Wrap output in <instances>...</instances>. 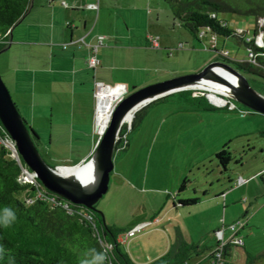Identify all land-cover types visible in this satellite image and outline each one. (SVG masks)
<instances>
[{"label":"rangeland","instance_id":"obj_1","mask_svg":"<svg viewBox=\"0 0 264 264\" xmlns=\"http://www.w3.org/2000/svg\"><path fill=\"white\" fill-rule=\"evenodd\" d=\"M159 2L163 13L160 25L163 26L164 31L154 32V38H158L159 43L161 38L162 41L170 39L173 41V45L168 49L154 47V60L153 63L151 62L154 71H149V73L151 72L149 75L143 72L137 85L128 86L129 93L174 77L201 71L211 62L217 61L214 59L217 56L215 47L219 52L222 50L228 52L231 61L248 60V50L239 39L214 36L209 32H202L198 37H194L179 21L174 20L170 5L164 0H159ZM219 18L225 21L231 29L244 33L246 37H253L257 24L253 16L223 12L219 13ZM258 43L259 45L264 44V33L259 34ZM20 49L22 50V48ZM149 49L153 48L149 47ZM14 50L15 47L0 55V67L4 58L12 55ZM158 52H161L159 57L157 56ZM22 56L26 58L25 54ZM18 57L17 54L13 67V70L16 71L20 66ZM25 65L26 62L22 64V67ZM242 73L249 79L251 85L264 95V78ZM113 83L111 86L118 85ZM24 89L20 87L18 91L20 99L13 88L11 90L12 97L24 113L25 118H23L28 127L33 128L38 134L39 139L35 138V142L45 161L50 166L56 167L79 164L84 158L89 157L93 149L91 147L92 138L94 136L100 138L97 131L93 130L90 134L83 133L72 126L69 115L61 119L55 114L52 116L49 107L42 108L38 84L29 85ZM174 102L181 107L185 106L177 98L170 97L160 100L143 112L139 128L137 127L135 131H132V127L128 128V141L131 145L124 150L115 152L114 170L111 173L109 190L96 204L97 209L103 212L107 225L121 233L127 252L137 264H143L159 257L167 245L168 238L166 234L162 235L154 229L169 222L180 224L185 233L187 232L185 239L188 246L196 245L199 250L206 253L217 244V240L213 236V228L215 225L222 224L223 208L219 203L226 201V198H221V195L227 188V179L221 177L218 161L214 155L226 143L234 155V161L230 164L232 179L236 180L243 176L247 180L258 181L259 177L263 175L261 171L264 169V139L258 135L259 129L255 132L241 133L243 127H246V130L249 128L239 122V119H237L238 123H232L212 120L209 117V115L239 116L243 120L244 115L239 108L246 106L234 101L239 108L230 110L228 106L218 107L210 102L216 109L208 111L206 114L207 119L203 125L208 139L203 143V141L194 142L193 134L189 133L183 134L179 138L173 133L164 134L167 128L172 125L180 127L183 124L192 128L194 126L192 119L179 122L175 116L163 115L156 116L154 122L151 121L150 114L153 107L157 108ZM171 111L169 110L168 113ZM184 111L194 110L186 109ZM147 114L148 125L143 130ZM250 116L264 120V115L257 112L248 115V117ZM237 125H239L240 131L234 134L232 140L219 144L213 143L211 138L219 136L226 129ZM127 126H131V124H127ZM263 127L264 122L261 128ZM168 134L169 136L174 135V138L165 139L164 137H167ZM158 135L160 137L155 141ZM71 136L75 138L73 142L69 141ZM59 138L63 140L59 141ZM153 138L154 145L151 142ZM238 161L241 163H237ZM185 178H189L191 182L188 188L178 196L179 187ZM172 190H176L174 192L176 197L184 199L198 197L202 199V202L195 206L178 208L174 206L173 198H171L174 194ZM238 191L239 189L236 187L229 194L233 192L238 194ZM217 198H221V202L215 201ZM251 204H255L252 197L244 201L241 196L233 209L235 213L244 217L242 220L249 219V228L245 230L248 235L245 248L249 253L256 255L257 251L264 248V196L260 198L256 208L252 206L249 208ZM248 208L250 214L246 217L244 215ZM155 218L159 219V223H153ZM137 223H148V225L135 237L128 238L126 233ZM175 231L172 232L173 242L169 246L170 249L177 242ZM247 251L244 250V247H235L229 262L242 264L243 261L245 264ZM190 252H194V250ZM263 260H257L255 264H260Z\"/></svg>","mask_w":264,"mask_h":264},{"label":"crops","instance_id":"obj_2","mask_svg":"<svg viewBox=\"0 0 264 264\" xmlns=\"http://www.w3.org/2000/svg\"><path fill=\"white\" fill-rule=\"evenodd\" d=\"M160 7L159 0H32L28 12L21 19V22L11 30L10 47L7 50L11 51L13 47H15V50L12 55L6 56L1 62L2 77L10 92L14 88L18 98H20L18 95L20 87L24 89L29 85L35 86L38 84L42 108L49 107L52 116L55 114L61 119L69 115L70 122L76 130L83 133L87 132V134H90L93 130L97 131V103L94 95L96 83L100 82L106 86H111L115 82L128 88V86L139 83L143 72L149 75L154 71V66L151 65L154 60V47H152L150 37L154 36V32L164 31L163 26L160 25L163 16ZM81 38H84L85 42L90 45L102 42L97 54L101 63L97 68L90 67L88 63L91 56L90 47H80L79 43H73L67 49L62 48L63 44L77 42ZM172 45V40L162 41V38L160 39V48L168 49ZM149 47L153 49H149ZM21 51L26 55V58L22 56ZM160 53H157L158 57ZM17 54L20 66L16 71L13 70V67ZM24 62H26V65L22 67ZM149 71L151 72L149 73ZM11 94L13 93L11 92ZM15 102L17 101L15 100ZM17 107L24 117L20 107L18 105ZM169 110L172 111L168 113ZM184 110L183 106L181 107L175 102L157 108L153 107L150 114L151 121L154 122V117L163 115L175 116V119H178L179 122L192 119L194 122L192 128H188L183 124L180 127L172 125L167 128L164 134L173 133L179 138L183 134L189 133L193 134L194 142H206L208 136L203 124L206 122L207 112H188ZM242 114L244 115L243 120L239 116L209 115V117L212 120L232 123H238L237 119H239V122L249 128L246 130V127H243L241 133L246 131L255 132V130L262 127L263 118L248 117L250 113ZM146 117L143 130L148 125V114ZM238 126H231L219 136L211 138L213 143L219 144L232 140L234 134L240 131ZM169 134L164 138L173 139L174 135L169 136ZM159 137V135L156 136L155 141ZM74 139L71 136L69 141L73 142ZM58 140L62 141L63 139L59 138ZM98 140L99 137L97 138V136L92 138V153ZM151 142L154 145V138ZM130 145L131 143H129ZM89 157L84 158L79 164L88 160ZM75 165L64 166L71 167ZM261 172H263V175L259 177L258 181L247 180L246 177L241 176L245 180V183L241 186L236 185L238 178L236 180L232 179L233 187L230 188L226 185L227 188L221 195V198H226V201L224 200L225 202L222 203L221 198L215 200L221 202L219 205L224 210H222V224L215 225L213 228V236L216 240V232L222 226L230 225L244 218L235 213L233 209L241 196L244 201L248 200L249 197L253 198L255 204H251L249 208L251 206L256 208L260 198L264 196V169ZM257 182H259L258 185ZM236 187L239 189L238 194H234L235 191L229 194ZM172 192L174 193L176 190H172ZM196 192L198 191L196 190ZM172 196L174 203L176 194L174 193ZM200 202H202L201 198ZM249 208L244 215L246 217L250 214ZM157 219L155 218L153 223H159V219L158 221ZM248 220H242L246 226L240 234L245 241V245L248 238L245 233V230L249 228ZM139 224L137 223L135 226ZM154 230L162 235L166 234L168 238L167 245L159 257L169 251V246L173 242V231L180 230L184 236L185 234L187 236V232L185 233L180 224L172 222L156 227ZM213 240L215 241V239ZM234 248L235 246H230L226 250L228 264H231L229 258L232 257ZM212 249L206 253L199 251V256L193 260V264H209V255ZM244 250L247 251L245 247ZM261 252L262 249L257 251L256 254ZM247 257L245 258V264H249ZM151 261L153 260L151 259ZM260 264H264V260Z\"/></svg>","mask_w":264,"mask_h":264},{"label":"trees","instance_id":"obj_3","mask_svg":"<svg viewBox=\"0 0 264 264\" xmlns=\"http://www.w3.org/2000/svg\"><path fill=\"white\" fill-rule=\"evenodd\" d=\"M164 1L170 5L175 20L179 21L194 37H198L202 32H209L214 36L239 39L248 50L247 61H231L228 52L224 50L219 52L216 47L214 50L217 56L214 59L228 63L240 72L264 78V44L259 45L258 43L259 34L264 33V0ZM31 3L32 0H0V51L9 46L11 29L28 12ZM223 12L253 16L257 22L253 37H246L244 33L231 29L225 21L219 18V13ZM170 97L177 98L184 103L185 110L208 112L216 109L211 105L204 91L176 92L139 110L131 123L132 131L141 126L143 112L146 109ZM231 102L235 104L234 101ZM236 107L239 108L237 105ZM239 109H245L250 114L254 113L247 107ZM29 129L36 138H39L33 128ZM1 130L2 124L0 123ZM257 133L264 139V127ZM119 137L116 152L125 141V149L129 146L127 124L122 127ZM214 156L218 161L221 177L227 179L226 185L232 188L230 164L234 161V155L230 152L229 145H225ZM20 174V165L11 157L10 151L0 144V208L11 207L17 215L16 221L11 226L0 228V244H3L5 249L3 253H0V264H79L84 251L89 248L104 251L105 264H137L130 257L124 243L120 241L121 233L108 226L98 210L92 211L81 205L73 204L49 192L43 186L23 184L19 181ZM240 178L242 177L240 176L236 181L237 186H241L239 185ZM190 182L189 178L183 180L178 196L188 188ZM199 202L198 197L188 199L175 197L174 206L191 207ZM238 222L244 224L238 233V237L243 239L240 234L246 224L242 220L232 224ZM230 225L222 227L225 230L226 239L231 235L228 230ZM175 236L177 242L173 247L166 254L148 264H193V260L199 256L201 250L196 245L188 246L180 230H176ZM219 242L217 237L216 246ZM230 246L246 247L244 239L241 246L228 243L223 254L225 264H228L226 250ZM191 250L194 252H190ZM247 255L248 263L255 264L257 260L264 259V248L260 254L252 255L247 251ZM211 258L210 253L209 264Z\"/></svg>","mask_w":264,"mask_h":264},{"label":"water","instance_id":"obj_4","mask_svg":"<svg viewBox=\"0 0 264 264\" xmlns=\"http://www.w3.org/2000/svg\"><path fill=\"white\" fill-rule=\"evenodd\" d=\"M20 22L21 20L17 25ZM9 47L10 44L0 51V55ZM216 68L228 72L232 80L219 74ZM217 84L224 86L223 92H212L215 90L207 87ZM124 87L126 90L121 99L115 103L104 132L99 131L97 122V132L100 138L89 159L71 167H52L38 150L36 137L27 126L0 73V121L16 141L19 155L25 164L37 173L39 181L49 192L89 210H98L96 204L109 190L111 173L114 170L116 143L122 127L127 124L128 119H134L139 110L173 93L184 90L204 91L212 104L218 103L212 100L211 95L216 99H222L225 103L229 100L238 102L264 115V95L251 86L242 72L223 61L211 62L199 72L148 85L132 93H129L127 86ZM77 167L81 169L85 167L83 180L67 178L60 173V168ZM99 212L106 223L103 212Z\"/></svg>","mask_w":264,"mask_h":264},{"label":"built area","instance_id":"obj_5","mask_svg":"<svg viewBox=\"0 0 264 264\" xmlns=\"http://www.w3.org/2000/svg\"><path fill=\"white\" fill-rule=\"evenodd\" d=\"M150 41L152 43V47L155 48H159L160 47V43L158 38H154V36L150 37ZM73 43H79V46H88L91 49V56L88 59V63L90 65V67L92 68H97L100 65V59L98 58V48L99 46L102 44V42L100 41L98 44H94V45H90L87 44L85 42L84 38L79 39L77 42H71V43H67V44H63L62 48L63 49H67L69 47V45L73 44ZM96 89H95V98H96V119L98 122V111H99V104H100V98L101 96L108 91L111 88H124L125 87L123 85H117L115 87L113 86H106L103 83L97 82L95 85ZM218 107H222V106H228L230 110H236V104H234L231 101H228L224 104H214ZM241 113H247V111L245 109L241 110ZM1 123V121H0ZM2 124V123H1ZM128 128H131V126H128ZM120 139V137L118 138V140ZM99 142V141H98ZM0 144L2 146H4L5 148H7L10 151L11 157L13 159H15L18 164L20 165L21 168V174H20V178L19 181L23 184H30L36 187H41L43 186L41 184V182L38 179V175L37 173L33 172L23 161V159L21 158V156L19 155L18 152V147H17V143L16 141L11 137V135L6 131V129L4 128L3 124H2V130L0 131ZM98 144V143H97ZM126 146V141L123 143V145L119 148L118 151L120 150H124ZM245 183V180L240 178L239 179V185H242ZM44 187V186H43ZM45 188V187H44ZM46 189V188H45ZM89 219L91 220V217H89ZM148 223H144V224H139L137 226H135L134 228L130 229L127 233L126 236L128 238L130 237H134L136 236L138 233L142 232L146 227H147ZM244 227V224L241 222H238L236 224H231L230 226H228V230L231 232V235L228 239L225 238V230L224 229H220L216 232V235L218 237V240L220 241L218 246H216L211 254H212V258L210 260V264H225V261L223 259V254H224V248L226 247V245L228 243H234L236 245H243V239L238 237V233L240 232V230ZM121 242H123L122 237H121ZM188 264V263H186Z\"/></svg>","mask_w":264,"mask_h":264},{"label":"bare ground","instance_id":"obj_6","mask_svg":"<svg viewBox=\"0 0 264 264\" xmlns=\"http://www.w3.org/2000/svg\"><path fill=\"white\" fill-rule=\"evenodd\" d=\"M217 72L221 74L222 76L232 80L230 74L220 68H216ZM208 88L210 87L211 89L215 90L212 92H223L224 86L221 84H217L215 86L208 85ZM126 89L122 88H111L108 91H106L100 98V104H99V111H98V124L100 128V132H104L106 129V126L109 122L110 119V114L112 113V110L115 106V103L119 101L125 92ZM121 94H120V92ZM213 101H215L218 104H224L225 102L222 99H216L212 95L210 96ZM133 118L128 119L127 124H131ZM85 170L84 168H60V173L67 178H72V179H84L83 172Z\"/></svg>","mask_w":264,"mask_h":264},{"label":"clouds","instance_id":"obj_7","mask_svg":"<svg viewBox=\"0 0 264 264\" xmlns=\"http://www.w3.org/2000/svg\"><path fill=\"white\" fill-rule=\"evenodd\" d=\"M17 219L14 209L8 206L0 208V228L11 226ZM5 251L3 244H0V253ZM106 254L96 248H89L84 251L83 258L79 264H105Z\"/></svg>","mask_w":264,"mask_h":264}]
</instances>
